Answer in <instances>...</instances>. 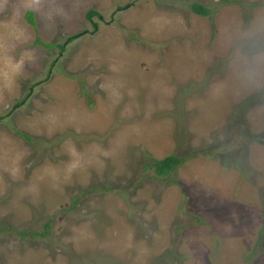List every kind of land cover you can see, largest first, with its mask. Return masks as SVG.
Here are the masks:
<instances>
[{"label": "rangeland", "instance_id": "374dc122", "mask_svg": "<svg viewBox=\"0 0 264 264\" xmlns=\"http://www.w3.org/2000/svg\"><path fill=\"white\" fill-rule=\"evenodd\" d=\"M0 264H264V0H0Z\"/></svg>", "mask_w": 264, "mask_h": 264}, {"label": "trees", "instance_id": "16d2710c", "mask_svg": "<svg viewBox=\"0 0 264 264\" xmlns=\"http://www.w3.org/2000/svg\"><path fill=\"white\" fill-rule=\"evenodd\" d=\"M189 7L191 9L192 12H194L195 14L199 15V16H207L210 12H211V9L208 8L207 6L199 3V2H192L189 4ZM27 15V19L30 23L34 24V18H33V13L32 12H27L26 13ZM99 14L98 12L93 9V8H90L88 9L86 12H85V17L88 21L92 22L93 24V27L94 29L97 28V24L94 23V17H98ZM80 33H75V34H72L70 36H68L64 41L63 43H58L57 45L61 48V49H64L66 47V45L70 42H72L73 40H75L77 38V36H79ZM37 42L39 43H42L44 46L50 48L54 45V43H47V42H40L39 39H37ZM24 103V100H22L20 103ZM19 105H16L14 107H18ZM25 136V135H24ZM28 138V137H27ZM203 151V150H202ZM201 151H198L196 152L194 155H197V154H200ZM184 161V158L182 157H179L175 154H169L167 156H165L164 158H161V159H157V160H154L153 163H148L147 166L151 167L154 169V171L157 173L158 176H165L168 177L170 175L173 174V172L176 171L177 167L180 166ZM162 179H165V177H163ZM95 190L94 188H90V190L88 191H93ZM85 192H87V190H85ZM74 201H77V199L75 198ZM46 227L48 226V222L45 224ZM3 229V228H2ZM17 234L19 236H24V232H17Z\"/></svg>", "mask_w": 264, "mask_h": 264}, {"label": "flooded vegetation", "instance_id": "af4514ba", "mask_svg": "<svg viewBox=\"0 0 264 264\" xmlns=\"http://www.w3.org/2000/svg\"><path fill=\"white\" fill-rule=\"evenodd\" d=\"M214 150H217V151H219V148H218V147H216V148H214Z\"/></svg>", "mask_w": 264, "mask_h": 264}, {"label": "clouds", "instance_id": "9594fccd", "mask_svg": "<svg viewBox=\"0 0 264 264\" xmlns=\"http://www.w3.org/2000/svg\"><path fill=\"white\" fill-rule=\"evenodd\" d=\"M214 150V149H213ZM215 151H217V150H215Z\"/></svg>", "mask_w": 264, "mask_h": 264}]
</instances>
